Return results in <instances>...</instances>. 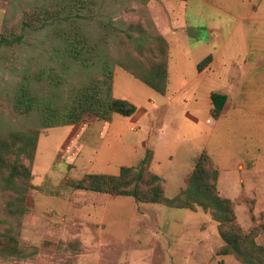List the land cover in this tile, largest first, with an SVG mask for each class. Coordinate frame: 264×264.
Listing matches in <instances>:
<instances>
[{"label": "rangeland", "instance_id": "obj_1", "mask_svg": "<svg viewBox=\"0 0 264 264\" xmlns=\"http://www.w3.org/2000/svg\"><path fill=\"white\" fill-rule=\"evenodd\" d=\"M244 4L264 0H0V264H264L253 245L245 259L224 254L220 223L203 207L75 186L88 174L144 166L174 198L204 152L242 233L264 248V84L235 98L253 119L238 132L241 122L212 115L219 84L204 74L214 47L230 41L220 27L241 25L233 15ZM106 66L113 97L129 98L135 114L52 126L60 114L47 107L66 110L79 88L102 82ZM160 72L165 94L135 76ZM15 162L30 169L29 189L22 176L5 177Z\"/></svg>", "mask_w": 264, "mask_h": 264}, {"label": "trees", "instance_id": "obj_2", "mask_svg": "<svg viewBox=\"0 0 264 264\" xmlns=\"http://www.w3.org/2000/svg\"><path fill=\"white\" fill-rule=\"evenodd\" d=\"M186 1V0H181ZM209 56L204 61L210 62ZM202 70V63L198 66ZM105 76L102 82L84 86L73 93L68 108L64 111L58 110L53 106H48V113L58 112L60 121L54 122L52 126L74 125L85 117L94 115L101 120L109 121L113 114L123 117H130L137 111V106L128 100L115 98L112 95V79L113 74L109 66L104 68ZM166 72H160L153 76V79H145L138 75L136 77L157 93L165 94L167 88ZM227 96L218 92L211 94L212 115L219 118L222 115ZM33 141V142H32ZM30 143L25 144L23 150L35 143L34 138ZM26 151H24L25 153ZM28 156L32 158L33 153ZM0 153V168L6 165ZM148 160H143V164H147ZM11 168L8 173V181L15 183L17 175L22 176L23 182L19 184L24 190L31 186L29 179L31 172L29 168L22 166V170L16 167ZM218 179V170L210 162L209 156L202 152L196 158V164L191 173L187 188L178 196L168 198L165 196L161 186V177L148 172L147 167H127L121 168L118 175L106 174H88L82 180L76 182L78 189L91 190L99 193H107L114 196H130L138 201L154 204H165L168 207L181 209H194V207H203L207 211H211L214 219L220 223V235L227 243L224 254L234 252L241 255L242 258L248 256L249 250L246 248L250 245L256 249H264L257 246L251 237L242 233L237 223L236 215L232 209V201L221 197L216 188Z\"/></svg>", "mask_w": 264, "mask_h": 264}, {"label": "crops", "instance_id": "obj_3", "mask_svg": "<svg viewBox=\"0 0 264 264\" xmlns=\"http://www.w3.org/2000/svg\"><path fill=\"white\" fill-rule=\"evenodd\" d=\"M238 13L239 15L234 14L233 16L242 22L241 25L224 23L225 28L220 27L219 31L231 33L229 35L231 42L225 37L222 39V44L214 47L213 53L209 55L212 59L204 74L212 73L214 82L216 85L219 84L213 92L227 96L222 116L230 115L232 121L241 122L242 127L237 130L239 132V129H246L253 119L246 117L243 110L245 108L248 111L250 104L244 106L243 101L235 100V98L242 97L243 91L247 90L245 87L255 89V85L264 84V67L262 66L264 65V4L257 9H253L249 4H244L241 9L239 8ZM238 31L241 32V35L236 37L234 33ZM232 39L237 41L232 42ZM235 44L240 47L234 46ZM226 46L228 47L226 48ZM241 48L245 50V54L238 53V49ZM233 49L237 51L234 52ZM260 119L262 120L263 117ZM247 122L249 123L247 124ZM244 123L247 125L244 126Z\"/></svg>", "mask_w": 264, "mask_h": 264}]
</instances>
